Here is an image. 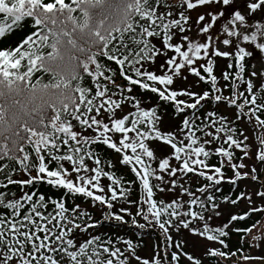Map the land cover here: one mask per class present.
<instances>
[{
  "label": "snow or ice",
  "instance_id": "1",
  "mask_svg": "<svg viewBox=\"0 0 264 264\" xmlns=\"http://www.w3.org/2000/svg\"><path fill=\"white\" fill-rule=\"evenodd\" d=\"M0 264H264V0H0Z\"/></svg>",
  "mask_w": 264,
  "mask_h": 264
},
{
  "label": "trees",
  "instance_id": "2",
  "mask_svg": "<svg viewBox=\"0 0 264 264\" xmlns=\"http://www.w3.org/2000/svg\"><path fill=\"white\" fill-rule=\"evenodd\" d=\"M13 39H14V38H13ZM225 191L227 192V186L225 187ZM256 219H258V217H257V216H254V217H253V220H256ZM251 223H252V221L250 220V221L248 222V224L250 225ZM146 239H147V238H146ZM154 240H155V237H152L150 243L153 242ZM232 245H233V247H235V245H236V239H235V238H234L233 241H232Z\"/></svg>",
  "mask_w": 264,
  "mask_h": 264
},
{
  "label": "rangeland",
  "instance_id": "3",
  "mask_svg": "<svg viewBox=\"0 0 264 264\" xmlns=\"http://www.w3.org/2000/svg\"><path fill=\"white\" fill-rule=\"evenodd\" d=\"M243 207V206H242ZM236 211H240V209H236Z\"/></svg>",
  "mask_w": 264,
  "mask_h": 264
}]
</instances>
